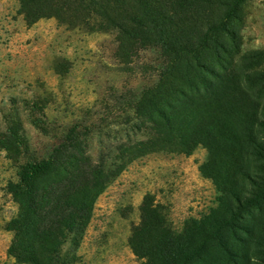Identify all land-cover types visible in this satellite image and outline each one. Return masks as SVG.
Wrapping results in <instances>:
<instances>
[{
	"label": "trees",
	"instance_id": "trees-1",
	"mask_svg": "<svg viewBox=\"0 0 264 264\" xmlns=\"http://www.w3.org/2000/svg\"><path fill=\"white\" fill-rule=\"evenodd\" d=\"M244 1L18 0L27 26L53 18L112 34L119 63L147 51L156 75L133 98V120L120 122L111 154L89 153L93 126L81 123L36 154L20 121L4 118L0 150L17 168L7 183L17 205L6 225L7 256L16 264H77L93 205L113 178L143 156H190L201 146L207 159L198 171L215 185L216 206L177 231L144 196L127 240L132 254L140 264H264V54L240 52ZM32 124L47 136L43 121Z\"/></svg>",
	"mask_w": 264,
	"mask_h": 264
},
{
	"label": "rangeland",
	"instance_id": "rangeland-1",
	"mask_svg": "<svg viewBox=\"0 0 264 264\" xmlns=\"http://www.w3.org/2000/svg\"><path fill=\"white\" fill-rule=\"evenodd\" d=\"M17 10L18 0H0V132L4 118L18 119L30 148L40 154L63 130L81 123L93 126L87 150L94 158L113 153L125 129L120 122L133 120V98L155 78L156 56L140 52L123 65L114 58L112 34L69 29L53 18L27 26ZM239 36L241 53L264 54V0L244 1ZM34 119L43 121L47 136ZM206 159L200 146L190 156L153 153L131 162L96 199L75 250L77 264H140L127 240L146 195L165 209L177 231L208 213L219 193L198 171ZM16 170L0 150V264H16L7 256L12 234L6 228L17 212L7 191Z\"/></svg>",
	"mask_w": 264,
	"mask_h": 264
}]
</instances>
